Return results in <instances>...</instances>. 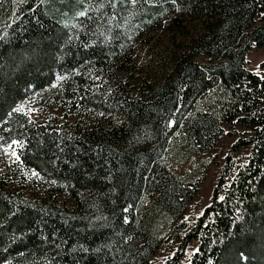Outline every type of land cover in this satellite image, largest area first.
Returning a JSON list of instances; mask_svg holds the SVG:
<instances>
[{
  "label": "trees",
  "instance_id": "trees-1",
  "mask_svg": "<svg viewBox=\"0 0 264 264\" xmlns=\"http://www.w3.org/2000/svg\"><path fill=\"white\" fill-rule=\"evenodd\" d=\"M254 47L264 0H0V146H16L0 176V264H152L173 246L165 264H184L195 242L186 264H264ZM59 79L54 114L18 110ZM226 128L246 129L250 154L227 157L189 225L209 169L196 161Z\"/></svg>",
  "mask_w": 264,
  "mask_h": 264
},
{
  "label": "rangeland",
  "instance_id": "rangeland-1",
  "mask_svg": "<svg viewBox=\"0 0 264 264\" xmlns=\"http://www.w3.org/2000/svg\"><path fill=\"white\" fill-rule=\"evenodd\" d=\"M156 40L158 35H156ZM148 47L145 48L147 50ZM264 62V48L254 47L247 55L246 69L255 74L261 75V64ZM62 79L57 80L50 88L44 92L31 96L26 102L20 104L18 110L26 113L32 120L40 121L46 114L55 113L51 106V99L59 94ZM57 114V113H56ZM230 129L226 128L219 145L212 153L198 158L196 162L209 163V169L206 173V180L201 188L198 197L192 201L185 215V221L193 225L196 220L203 215L205 209L211 204L212 197L216 190L218 179L223 173L227 157L233 156L237 165L244 164L250 154L251 148L242 146L241 140L248 138L246 129L237 128L235 133H229ZM239 144V145H238ZM238 150V151H237ZM16 160V146H0V176L9 164ZM195 169V166L184 164L177 169L178 173L183 174L186 170ZM198 248V243L191 244L184 264L188 262L191 254ZM176 249V246L164 248L157 256L152 259V264H165L169 256Z\"/></svg>",
  "mask_w": 264,
  "mask_h": 264
},
{
  "label": "snow or ice",
  "instance_id": "snow-or-ice-1",
  "mask_svg": "<svg viewBox=\"0 0 264 264\" xmlns=\"http://www.w3.org/2000/svg\"><path fill=\"white\" fill-rule=\"evenodd\" d=\"M131 2L134 4L136 3V0H131ZM81 15H84V13H81Z\"/></svg>",
  "mask_w": 264,
  "mask_h": 264
}]
</instances>
